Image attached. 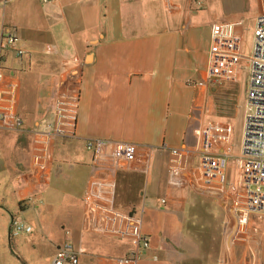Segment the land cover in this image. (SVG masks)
<instances>
[{"label": "crops", "instance_id": "obj_1", "mask_svg": "<svg viewBox=\"0 0 264 264\" xmlns=\"http://www.w3.org/2000/svg\"><path fill=\"white\" fill-rule=\"evenodd\" d=\"M202 2L0 0V44L8 28L24 52L0 46L23 121L0 120V264H51L65 242L78 264L138 248L133 264H264V214L242 227L230 205L258 8ZM221 24L236 40L216 37ZM212 65L222 77L200 85ZM227 150L222 199L198 163ZM12 220L30 232L11 235Z\"/></svg>", "mask_w": 264, "mask_h": 264}, {"label": "built area", "instance_id": "obj_2", "mask_svg": "<svg viewBox=\"0 0 264 264\" xmlns=\"http://www.w3.org/2000/svg\"><path fill=\"white\" fill-rule=\"evenodd\" d=\"M49 0H41L47 3ZM194 6L202 7V0H192ZM264 2V0H263ZM234 30L231 28L218 30L215 27L214 34L221 41L228 37L229 43L236 40V25ZM226 25L225 27H229ZM253 47L251 55L248 58L249 82L245 99V112L243 121L242 139L240 143V155L242 158L241 172L238 178V191L234 196V201L230 203L235 213L236 221L239 226L244 227L249 218L253 215L264 214V3L263 10L256 19V26L253 30ZM1 50L8 49L13 51L15 56L21 57L24 52L16 47V35L11 29H4L1 35ZM212 54H215L213 51ZM214 59V58H213ZM214 63V60H212ZM223 69H216L212 65L206 81L200 85L215 81L222 77ZM15 87L6 85L4 80L3 67L0 62V120L8 117L13 121L15 128L21 127L23 121L15 113ZM91 142L87 143V149L92 147ZM228 150L220 155L204 152L200 156L198 163L199 176L202 187L214 190L223 199L225 194L226 169L228 165ZM164 202V201H162ZM11 235H17L19 232H30L31 228L20 221L12 220L10 223ZM141 244V248H147L149 245L147 237H141L136 241ZM140 247V246H139ZM139 249L134 252L129 259L124 260L126 264L135 263L140 257ZM51 264H78V255L73 245L69 242L63 243L55 252Z\"/></svg>", "mask_w": 264, "mask_h": 264}, {"label": "rangeland", "instance_id": "obj_3", "mask_svg": "<svg viewBox=\"0 0 264 264\" xmlns=\"http://www.w3.org/2000/svg\"><path fill=\"white\" fill-rule=\"evenodd\" d=\"M223 3H224L223 10L224 9L231 10V9L234 8L235 0H223ZM263 3H264L263 0H251L250 6L252 5L253 7L258 8L257 11L260 12L263 9ZM234 9H236V7ZM257 11H255V12H257ZM255 12H254V15L257 14ZM250 14H251V12H250ZM254 15H251L246 20V23H247V25H246L247 27H246V30H245V34H246L245 35V45H246V47L250 46L251 43H252V31H253V27H254ZM245 78H246V76L244 75V76H242L241 79L245 80ZM198 245H200V243H197V245H195V249L196 250H199L197 248Z\"/></svg>", "mask_w": 264, "mask_h": 264}]
</instances>
